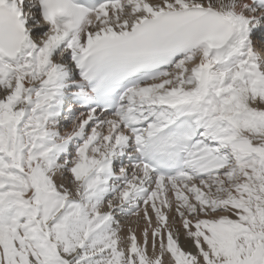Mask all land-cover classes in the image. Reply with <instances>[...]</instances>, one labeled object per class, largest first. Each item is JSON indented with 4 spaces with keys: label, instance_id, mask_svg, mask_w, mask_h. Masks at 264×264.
<instances>
[{
    "label": "snow or ice",
    "instance_id": "1",
    "mask_svg": "<svg viewBox=\"0 0 264 264\" xmlns=\"http://www.w3.org/2000/svg\"><path fill=\"white\" fill-rule=\"evenodd\" d=\"M0 264H264V0H0Z\"/></svg>",
    "mask_w": 264,
    "mask_h": 264
}]
</instances>
